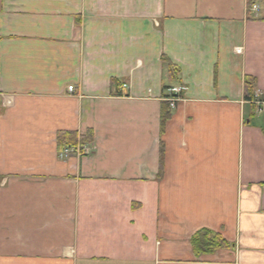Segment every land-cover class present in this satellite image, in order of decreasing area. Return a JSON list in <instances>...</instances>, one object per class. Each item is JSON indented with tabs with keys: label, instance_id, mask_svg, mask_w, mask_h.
Returning a JSON list of instances; mask_svg holds the SVG:
<instances>
[{
	"label": "crops",
	"instance_id": "0c3cea01",
	"mask_svg": "<svg viewBox=\"0 0 264 264\" xmlns=\"http://www.w3.org/2000/svg\"><path fill=\"white\" fill-rule=\"evenodd\" d=\"M246 76L264 101L247 0H0V264H264V106ZM89 131L86 157L57 145ZM202 229L230 248L194 254Z\"/></svg>",
	"mask_w": 264,
	"mask_h": 264
},
{
	"label": "trees",
	"instance_id": "16d2710c",
	"mask_svg": "<svg viewBox=\"0 0 264 264\" xmlns=\"http://www.w3.org/2000/svg\"><path fill=\"white\" fill-rule=\"evenodd\" d=\"M259 0H247L248 7V20L255 21H264V18H255L252 17L251 8L254 4ZM162 63L167 66L170 78L173 80H177L180 72L178 68L173 65L170 60L162 56ZM257 79L252 76H246L244 78V99L246 102L251 104L256 100L257 94ZM120 85L116 80H112L111 89L112 95L116 97H121L122 93L119 91ZM170 88H164V93L162 95L163 101L161 104V113H160V149H159V176L161 179V175L164 170V158H165V146L163 142V137L165 134V129L168 122L172 119L173 111L170 109L169 102L166 101L169 97L165 94L167 90ZM253 104V109H254ZM93 143V132L89 131L85 137H78L75 133H66L60 132L57 135V145L60 149L65 147L68 148H76L79 144H91ZM190 244L193 250V253L199 256L213 255L217 251L227 250L230 248V244L219 234H213L211 231L202 229L194 234V236L190 240Z\"/></svg>",
	"mask_w": 264,
	"mask_h": 264
},
{
	"label": "built area",
	"instance_id": "2783aa9c",
	"mask_svg": "<svg viewBox=\"0 0 264 264\" xmlns=\"http://www.w3.org/2000/svg\"><path fill=\"white\" fill-rule=\"evenodd\" d=\"M256 9V8H255ZM70 90H72V88H70ZM180 92V90H175V94H178ZM172 107L174 106V102H172ZM74 151V150H73ZM75 151L77 152V153H81V151H84V153H88L89 152V148H86V147H83V148H81V147H77L76 149H75Z\"/></svg>",
	"mask_w": 264,
	"mask_h": 264
},
{
	"label": "rangeland",
	"instance_id": "374dc122",
	"mask_svg": "<svg viewBox=\"0 0 264 264\" xmlns=\"http://www.w3.org/2000/svg\"><path fill=\"white\" fill-rule=\"evenodd\" d=\"M264 1V0H263Z\"/></svg>",
	"mask_w": 264,
	"mask_h": 264
}]
</instances>
